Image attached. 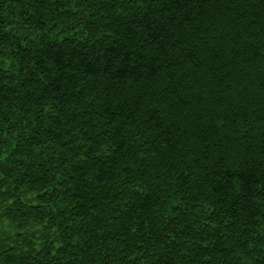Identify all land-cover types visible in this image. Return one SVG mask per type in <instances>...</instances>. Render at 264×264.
<instances>
[{
	"label": "trees",
	"instance_id": "obj_1",
	"mask_svg": "<svg viewBox=\"0 0 264 264\" xmlns=\"http://www.w3.org/2000/svg\"><path fill=\"white\" fill-rule=\"evenodd\" d=\"M0 264H264V0H0Z\"/></svg>",
	"mask_w": 264,
	"mask_h": 264
},
{
	"label": "rangeland",
	"instance_id": "obj_2",
	"mask_svg": "<svg viewBox=\"0 0 264 264\" xmlns=\"http://www.w3.org/2000/svg\"><path fill=\"white\" fill-rule=\"evenodd\" d=\"M0 225H1V227L5 226V224H4V223H2V222H0Z\"/></svg>",
	"mask_w": 264,
	"mask_h": 264
}]
</instances>
